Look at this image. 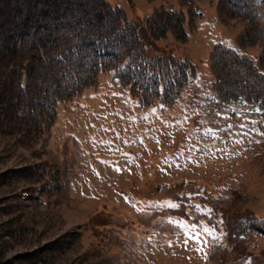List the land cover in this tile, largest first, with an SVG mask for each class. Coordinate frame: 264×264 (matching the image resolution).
<instances>
[{"label": "rangeland", "instance_id": "obj_1", "mask_svg": "<svg viewBox=\"0 0 264 264\" xmlns=\"http://www.w3.org/2000/svg\"><path fill=\"white\" fill-rule=\"evenodd\" d=\"M111 1L184 58L182 80L146 103L108 68L55 101L33 62L21 76L0 70V264L264 259V111L224 100L216 81L229 54L264 76V0ZM192 183L250 221L241 240L253 255L235 258L221 214L209 222L196 193L189 218L169 212Z\"/></svg>", "mask_w": 264, "mask_h": 264}, {"label": "trees", "instance_id": "obj_2", "mask_svg": "<svg viewBox=\"0 0 264 264\" xmlns=\"http://www.w3.org/2000/svg\"><path fill=\"white\" fill-rule=\"evenodd\" d=\"M152 36L142 21L127 19L111 0H0V59L4 61L0 70L21 76L31 70L29 64L33 62L42 87L55 101L64 94L73 95L78 86L86 85L98 71L108 68L130 84L143 102L160 100L165 89L170 91L182 80L185 60L165 54ZM227 53L230 51L223 48L221 55ZM229 57L232 63L223 65L224 72L216 77L222 98L228 102H252L264 111V76L259 67L247 57ZM213 61L216 64L220 59L214 56ZM1 82L2 79L0 91ZM199 191L197 183L171 191L170 199L179 204L169 212L189 218L185 204L192 201L195 193L207 205L216 204L208 202ZM211 207L214 217L209 222L221 214L229 228L235 258L245 260L248 254L253 255L241 240L250 221L224 207ZM210 213L206 207L205 214ZM251 264H264V259L251 258Z\"/></svg>", "mask_w": 264, "mask_h": 264}, {"label": "snow or ice", "instance_id": "obj_3", "mask_svg": "<svg viewBox=\"0 0 264 264\" xmlns=\"http://www.w3.org/2000/svg\"><path fill=\"white\" fill-rule=\"evenodd\" d=\"M192 239L197 241V242L199 241V237L198 236H194V237H192ZM184 243H185V245H187L188 241H185Z\"/></svg>", "mask_w": 264, "mask_h": 264}, {"label": "water", "instance_id": "obj_4", "mask_svg": "<svg viewBox=\"0 0 264 264\" xmlns=\"http://www.w3.org/2000/svg\"><path fill=\"white\" fill-rule=\"evenodd\" d=\"M196 8H198V7H196Z\"/></svg>", "mask_w": 264, "mask_h": 264}]
</instances>
